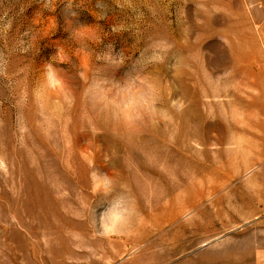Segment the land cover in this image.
<instances>
[{
	"label": "rangeland",
	"instance_id": "374dc122",
	"mask_svg": "<svg viewBox=\"0 0 264 264\" xmlns=\"http://www.w3.org/2000/svg\"><path fill=\"white\" fill-rule=\"evenodd\" d=\"M0 264H264V0H0Z\"/></svg>",
	"mask_w": 264,
	"mask_h": 264
}]
</instances>
